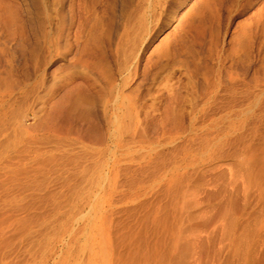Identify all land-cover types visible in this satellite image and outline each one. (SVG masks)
Wrapping results in <instances>:
<instances>
[{"label":"rangeland","instance_id":"1","mask_svg":"<svg viewBox=\"0 0 264 264\" xmlns=\"http://www.w3.org/2000/svg\"><path fill=\"white\" fill-rule=\"evenodd\" d=\"M120 7L0 0V264H264V0L151 4L136 107L55 111L82 21Z\"/></svg>","mask_w":264,"mask_h":264},{"label":"bare ground","instance_id":"2","mask_svg":"<svg viewBox=\"0 0 264 264\" xmlns=\"http://www.w3.org/2000/svg\"><path fill=\"white\" fill-rule=\"evenodd\" d=\"M137 2L133 8L134 4L129 7L131 0H121L119 20H115L116 15L114 17L113 14H87L81 24L83 30L77 41L73 62L81 68L82 81L74 80L71 74L62 81L60 74L58 75L55 111L65 108L89 116L100 111L129 110L136 107L135 98L124 92L127 83L125 75L131 71L137 43L142 42L147 33L138 39L134 35L137 29L135 26L141 28L147 8L160 0ZM110 9L113 11V7ZM136 9L138 12L133 20L132 13ZM116 26L120 27V32L116 30ZM60 31L58 18V54L61 53ZM114 36L117 37L114 39Z\"/></svg>","mask_w":264,"mask_h":264}]
</instances>
